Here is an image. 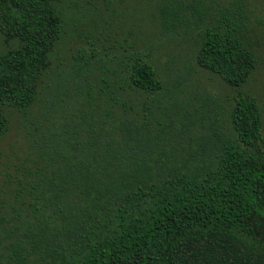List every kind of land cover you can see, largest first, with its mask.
Returning a JSON list of instances; mask_svg holds the SVG:
<instances>
[{"label":"trees","instance_id":"16d2710c","mask_svg":"<svg viewBox=\"0 0 264 264\" xmlns=\"http://www.w3.org/2000/svg\"><path fill=\"white\" fill-rule=\"evenodd\" d=\"M150 2L147 24L124 28L77 19L68 0H0V139L17 118L28 142L0 199V264H264L250 3ZM114 25L116 62L64 69L79 28ZM186 51L235 91L222 131L181 97Z\"/></svg>","mask_w":264,"mask_h":264},{"label":"rangeland","instance_id":"374dc122","mask_svg":"<svg viewBox=\"0 0 264 264\" xmlns=\"http://www.w3.org/2000/svg\"><path fill=\"white\" fill-rule=\"evenodd\" d=\"M68 2L76 5V10H68V13L77 19L78 16L83 19L92 18L100 25H104L106 19L111 21L112 17H116L124 28H128L135 18L147 24L149 9L153 6L150 0H68ZM248 2L252 9L251 22L259 35L258 38L254 37L255 45H258L259 64L246 90H251L264 105V0H248ZM79 11L81 14L78 13ZM107 28L109 31L94 33L88 28H79L78 35L73 38L61 58L65 64L64 69L71 67L70 69L80 72L82 67L88 71L89 63L102 64L109 58L116 62L115 57L121 52L114 34L117 31L116 26L114 25L113 28L107 26ZM124 39V37L119 38L120 41ZM94 54L96 56L93 57ZM175 57L176 60L171 63L176 70V85L181 90V97L183 99L187 97L199 109H203L206 112L204 118H209L215 125L216 131H222L227 127V115L222 108L227 107L229 101L236 95L235 91L223 85L217 76L201 70L189 51L176 52ZM209 109L212 111L208 112ZM27 149L28 142L24 130L20 128L19 121L15 118L10 131L0 139V199H4L6 203L12 197L17 181V168L21 166ZM5 210L3 209L2 212Z\"/></svg>","mask_w":264,"mask_h":264}]
</instances>
